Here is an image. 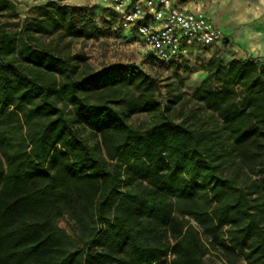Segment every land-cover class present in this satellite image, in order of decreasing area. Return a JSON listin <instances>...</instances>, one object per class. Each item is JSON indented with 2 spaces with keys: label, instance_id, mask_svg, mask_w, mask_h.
<instances>
[{
  "label": "trees",
  "instance_id": "obj_1",
  "mask_svg": "<svg viewBox=\"0 0 264 264\" xmlns=\"http://www.w3.org/2000/svg\"><path fill=\"white\" fill-rule=\"evenodd\" d=\"M106 33L94 7L0 0V264H264V63L149 53L205 73L164 103L76 48Z\"/></svg>",
  "mask_w": 264,
  "mask_h": 264
},
{
  "label": "built area",
  "instance_id": "obj_2",
  "mask_svg": "<svg viewBox=\"0 0 264 264\" xmlns=\"http://www.w3.org/2000/svg\"><path fill=\"white\" fill-rule=\"evenodd\" d=\"M118 14L158 61L170 62L196 53L223 39L221 29L201 8L178 6L175 0H95Z\"/></svg>",
  "mask_w": 264,
  "mask_h": 264
},
{
  "label": "rangeland",
  "instance_id": "obj_3",
  "mask_svg": "<svg viewBox=\"0 0 264 264\" xmlns=\"http://www.w3.org/2000/svg\"><path fill=\"white\" fill-rule=\"evenodd\" d=\"M48 1L50 0H15L22 18L31 14L37 6L44 5ZM59 1L78 6L94 7L96 18L107 33L99 38L76 42V48L79 49L84 45V49L89 56V62L95 69L100 70L113 65L138 66L155 78L159 98L164 103L167 100L166 86L169 83L177 82V73L183 74V89L188 92L204 79L205 73L199 67H192L190 72H183L182 69L169 68L166 65L150 61L149 52L143 43L133 37L135 36L133 31L125 29L120 21L114 20L112 12L106 9L109 6L95 0H89L87 4L80 3L81 1L78 0ZM216 54L223 57L221 53ZM192 64L195 65L194 61ZM148 120L149 117L146 114H137L132 117V122L136 125L145 123ZM58 225L74 234L73 223L67 216L60 218ZM204 264H224V262L221 255L213 253L206 257Z\"/></svg>",
  "mask_w": 264,
  "mask_h": 264
},
{
  "label": "crops",
  "instance_id": "obj_4",
  "mask_svg": "<svg viewBox=\"0 0 264 264\" xmlns=\"http://www.w3.org/2000/svg\"><path fill=\"white\" fill-rule=\"evenodd\" d=\"M175 3L189 9L201 8L223 33L220 42L200 51L201 58L221 53L226 61L241 58L264 63V0H175Z\"/></svg>",
  "mask_w": 264,
  "mask_h": 264
}]
</instances>
